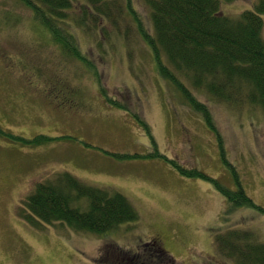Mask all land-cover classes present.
<instances>
[{
  "label": "rangeland",
  "instance_id": "1",
  "mask_svg": "<svg viewBox=\"0 0 264 264\" xmlns=\"http://www.w3.org/2000/svg\"><path fill=\"white\" fill-rule=\"evenodd\" d=\"M253 1L221 0V10L236 17ZM33 22L16 0H0V130L7 134H0V264H112L107 257L137 251L154 236L178 264H236L215 249L220 234L247 230L264 242V213L235 206L213 182L178 167L200 169L232 191L243 188L264 208L261 106L212 99L181 75L208 105L214 128L157 77L146 42L136 37L128 45V62L121 39H101L100 49L79 32L97 81ZM64 173L122 193L137 217L105 233L24 220L28 193ZM71 194L72 207L88 209L86 196Z\"/></svg>",
  "mask_w": 264,
  "mask_h": 264
},
{
  "label": "trees",
  "instance_id": "2",
  "mask_svg": "<svg viewBox=\"0 0 264 264\" xmlns=\"http://www.w3.org/2000/svg\"><path fill=\"white\" fill-rule=\"evenodd\" d=\"M16 1L31 12L34 30L47 32L54 45L80 61L97 81L100 73L96 63L85 53L87 47L81 51V32L95 44L99 42L100 49L101 39H121L128 62L132 60L129 51L134 49L128 45L136 37L146 42L157 77L173 84L190 107L204 115L214 128L208 105L196 97L181 75L189 77L192 88L204 90L212 99L231 105L248 102L264 109V0L253 1L236 17L222 12L221 0ZM134 76L142 80L144 74L134 69ZM102 93L108 95L104 89ZM105 97L109 103L118 104ZM144 125L150 131L148 124ZM0 134L6 132L0 130ZM8 136L23 139L17 134ZM178 167L186 175L213 182L235 206H251L264 213V208L243 188L232 191L200 169ZM47 182H38L28 193L24 220L35 224L63 221L76 230L105 233L137 217L136 210L120 192L108 193L112 191L88 185L68 173L60 174L53 183ZM71 191L88 198V209L70 205ZM220 235L223 236L215 239V249L231 256L236 264H264V242L252 232L234 230ZM112 255L116 257L106 258L112 264H178L157 236L137 251L120 250Z\"/></svg>",
  "mask_w": 264,
  "mask_h": 264
}]
</instances>
